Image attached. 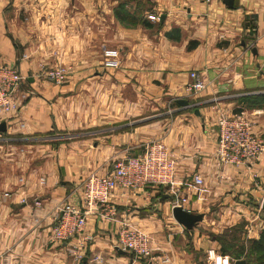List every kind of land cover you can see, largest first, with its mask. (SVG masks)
I'll return each instance as SVG.
<instances>
[{
    "label": "crops",
    "instance_id": "1",
    "mask_svg": "<svg viewBox=\"0 0 264 264\" xmlns=\"http://www.w3.org/2000/svg\"><path fill=\"white\" fill-rule=\"evenodd\" d=\"M149 1V16L160 21L132 27L121 24L101 0H0V66L15 67L26 78L20 87L25 98L3 121L7 132L0 141L11 144L12 152L28 153L26 163L18 164L19 175L0 185V264H146L118 252L117 234L124 224L150 236L154 264H208L209 253L223 258L213 238L237 227L242 228L239 236L259 238L264 154L257 163L223 166L216 156V123L221 114H243L264 140V103L249 107L243 101L264 100V0H234L233 9L223 0ZM22 9L32 11V20L49 12V33H38L35 21L32 26L8 19L10 10ZM100 10L108 11V19ZM70 11L85 12L90 19L84 22L77 15L69 35L52 33L58 12L67 20ZM87 22L94 27L84 29ZM173 29L180 40L166 36ZM109 33L116 38H104ZM191 42L198 44L193 50L188 49ZM106 49L120 51L118 70L101 67ZM57 64L72 68L64 86L38 76ZM194 71L207 82L197 95L188 91ZM106 89L123 97L94 101L87 112L84 96ZM131 91L137 99L129 97ZM178 99L192 107H181ZM149 103L175 107L171 117L149 123L143 116ZM154 141L176 160L174 188L117 189L110 200L115 219H88L80 260L73 254L77 240L55 242L59 210L78 203L81 181L90 174H111L115 163L142 154ZM195 175L202 185L194 184ZM180 198L188 199V212L204 216L192 231L173 218L172 207Z\"/></svg>",
    "mask_w": 264,
    "mask_h": 264
},
{
    "label": "built area",
    "instance_id": "2",
    "mask_svg": "<svg viewBox=\"0 0 264 264\" xmlns=\"http://www.w3.org/2000/svg\"><path fill=\"white\" fill-rule=\"evenodd\" d=\"M211 1V0H207ZM148 20L160 21V16L150 15ZM103 67L117 70L121 67V53L118 49H106L103 54ZM70 70L65 66L43 69L39 77H43L56 86H64L68 81ZM191 84L188 91L200 94L207 88L204 76L194 71L190 74ZM25 77L18 69L9 65L0 66V124L7 121L19 109L20 101L25 96L20 95V87ZM218 142L216 156L223 166L240 167L259 162L264 154V140L252 131V122L243 114H221L216 123ZM193 182L202 185L203 180L195 175ZM176 183V160L170 150L160 141L149 143L142 154L127 157L114 164L111 174L100 176L90 174L77 187L79 195L77 204L67 203L60 210L52 230L55 242L68 243L77 240L73 254L81 259L85 251V241L80 239L85 232L90 217L100 216L103 220L113 221L115 209L110 205L111 197L117 189L136 191L152 187L171 190ZM263 201L260 204L262 209ZM188 203L187 198H180L172 207H182ZM117 249L130 254L134 260L146 264L157 263L152 240L144 231L124 224L117 234ZM208 264H226L223 258L215 253H209ZM169 260L164 258L163 262Z\"/></svg>",
    "mask_w": 264,
    "mask_h": 264
},
{
    "label": "rangeland",
    "instance_id": "3",
    "mask_svg": "<svg viewBox=\"0 0 264 264\" xmlns=\"http://www.w3.org/2000/svg\"><path fill=\"white\" fill-rule=\"evenodd\" d=\"M90 1H94L95 3H99V0H90ZM101 4L102 5L105 4L106 9L109 8V10H110L109 13L112 11L111 8H113L114 9L113 10L114 16H115V11L119 8V6H121V7L123 6V10L125 12L135 16L139 20V22L140 21L141 22L145 21L146 23L148 21L150 22V20H148V16H149V14H152V13H150V9H151L150 7L152 6V4L150 3L149 0H101ZM107 12L108 11H101V10L99 11L100 15L104 14L105 18L108 19L107 15L109 13H107ZM89 13H92V12H89ZM43 14H44V12H43ZM46 14H50V13L47 12ZM46 14L43 15L41 18H37V19L35 18L34 20H32L33 19L31 17L32 11L31 10L27 11V10L22 9L21 12H19V13H15V10H12V11L10 10L9 14H7V17H8V19H12V20L16 19L19 24H21V23L26 24L27 22H29L32 26H34L33 22L35 21V25H37V32L42 34V33H49L48 31H46L47 30L46 25H47V21H48L47 18H45L47 16ZM59 14H62V13L58 12V15H56V19L54 20L56 22V23H54V25L55 26L58 25L56 28L57 30L55 31L54 29H52V33H55V34H60V31L63 30V32L61 34L69 35L68 32L70 29L75 30V27H76L75 18L77 15L79 16V19H82L84 22L87 19H90V14H85V12H82V14H84V15H79L80 14L79 11L78 12L70 11L69 13H67V15H65V18H67V20H63L64 16L62 17V19H60ZM115 18H116V16H115ZM119 22L121 24L131 26V24L128 25L129 23H122L121 21H119ZM82 24L83 23H81L78 26H81ZM86 25H88L89 27L88 28L84 27V29H91V27H94V26H91V24L89 22H87ZM32 26H31V28H32ZM132 27H137V26H132ZM114 30H115V28L110 29L111 32H113ZM113 37H115V36L114 35L112 36L111 33H109V35H107L104 38L107 39V38H113ZM104 47H106V46H104ZM104 47L102 46V48H104ZM102 50L103 49H101V51ZM103 61H104V58H103ZM103 61H102L101 67H103ZM60 66H65V67L69 68L70 73H72L71 72L72 68L70 65L57 64L56 66H53V67L56 68V67H60ZM70 73H69L68 80L71 76ZM121 97H123V96H121L120 91H118V90L114 93L107 91V89L101 90V92H96V96H92L91 92H88V94L84 96L85 110L87 112L89 111V113H91L90 112L91 108L94 107V105H92L93 104L92 102H94V101L99 102V103L105 102V101L108 102L109 99L120 101ZM129 97L132 100L137 99L136 92L132 93V91H131V95ZM174 107H175L174 103L170 104V105L166 104L165 106H162V105L156 104V103H149V104H147V108H148L147 113L143 116H145V118H147V120H148L147 122H149V123L156 120V119H167V118H169V116L171 117V110ZM102 109H105V108H102ZM118 110H121V108L117 107V111ZM102 112L106 113L107 110L106 109L102 110ZM123 112H124V109H123ZM166 124H167V121H166ZM11 147H12L11 144H8V142H1L0 141V185H3L4 182L7 183L10 180L15 179V177L19 175V171L21 170V168L18 167V164L23 163V162L26 163V160L28 157L27 156L28 153H26V155H25V153H23V151L21 149H19V151L17 150V152H12L10 150ZM258 209L260 211H262V214L260 216V221L262 222L261 226L264 227V210L261 209L259 206H258ZM238 239H240V243H237L238 244L237 246H240L242 243H245L246 245L248 244L247 242L249 239L247 237L238 236ZM235 250H237V248ZM246 255L247 254L241 255V258H243V259H241L242 261H244V258L246 257ZM231 257L227 256L228 262L230 264H235L233 262V260H235V258L237 256H234L232 258ZM200 262H201L200 264H206L205 263L206 261L205 262L200 261ZM254 264H256V263L254 262Z\"/></svg>",
    "mask_w": 264,
    "mask_h": 264
},
{
    "label": "trees",
    "instance_id": "4",
    "mask_svg": "<svg viewBox=\"0 0 264 264\" xmlns=\"http://www.w3.org/2000/svg\"><path fill=\"white\" fill-rule=\"evenodd\" d=\"M116 18L122 23H129L131 26H137L139 24L148 26V24L143 21L139 22V20L123 10V6H119V8L115 11ZM168 38L174 40H180V35L177 29H173L171 32L166 33ZM196 42H191L188 46L189 50H193L197 47ZM244 103H247L249 107L259 106L261 103H264L262 97H246L243 99ZM242 112V109H238L236 113ZM242 228L237 227L233 229L226 230L221 236H214V240L218 241L221 245V254L223 256L234 257L235 260H241V255H246L244 261L246 264H264V229L261 231L258 239H249L248 244L242 243L240 246H237V243H240V239H238L240 230ZM237 248V250H235ZM231 257V258H232Z\"/></svg>",
    "mask_w": 264,
    "mask_h": 264
},
{
    "label": "water",
    "instance_id": "5",
    "mask_svg": "<svg viewBox=\"0 0 264 264\" xmlns=\"http://www.w3.org/2000/svg\"><path fill=\"white\" fill-rule=\"evenodd\" d=\"M223 3L230 9L234 8V0H223ZM177 104L180 105L181 107H187V108L192 107L191 103L186 99H178ZM196 114H199L198 110L196 111ZM6 132H7V123L3 122L0 124V134ZM169 197L170 196L165 195L163 199H168ZM262 209L264 210V201H263ZM172 215L178 224L185 227L189 231H192L194 228H196V226L199 225L204 219V216L202 214H192L184 210L182 207H174L172 210ZM118 252L120 254L128 255L127 252L120 249H118ZM235 264H246V262L237 261Z\"/></svg>",
    "mask_w": 264,
    "mask_h": 264
}]
</instances>
